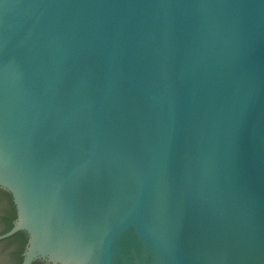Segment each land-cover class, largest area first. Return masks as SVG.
<instances>
[{
    "label": "water",
    "instance_id": "water-1",
    "mask_svg": "<svg viewBox=\"0 0 264 264\" xmlns=\"http://www.w3.org/2000/svg\"><path fill=\"white\" fill-rule=\"evenodd\" d=\"M0 188L22 264H264V0H0Z\"/></svg>",
    "mask_w": 264,
    "mask_h": 264
},
{
    "label": "trees",
    "instance_id": "trees-1",
    "mask_svg": "<svg viewBox=\"0 0 264 264\" xmlns=\"http://www.w3.org/2000/svg\"><path fill=\"white\" fill-rule=\"evenodd\" d=\"M18 217V211L10 192L0 188V235L9 231ZM28 245V234L19 230L14 234L0 239V264H22L24 251ZM46 261L36 259L32 264H46Z\"/></svg>",
    "mask_w": 264,
    "mask_h": 264
},
{
    "label": "flooded vegetation",
    "instance_id": "flooded-vegetation-1",
    "mask_svg": "<svg viewBox=\"0 0 264 264\" xmlns=\"http://www.w3.org/2000/svg\"><path fill=\"white\" fill-rule=\"evenodd\" d=\"M44 261V260H43ZM46 264H52V263H48V262H45ZM2 264H11L10 262H3Z\"/></svg>",
    "mask_w": 264,
    "mask_h": 264
}]
</instances>
